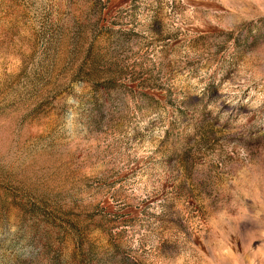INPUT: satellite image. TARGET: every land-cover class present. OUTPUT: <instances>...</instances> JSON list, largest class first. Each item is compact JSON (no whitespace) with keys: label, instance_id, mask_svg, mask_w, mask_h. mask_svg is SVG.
<instances>
[{"label":"rangeland","instance_id":"374dc122","mask_svg":"<svg viewBox=\"0 0 264 264\" xmlns=\"http://www.w3.org/2000/svg\"><path fill=\"white\" fill-rule=\"evenodd\" d=\"M0 264H264V0H0Z\"/></svg>","mask_w":264,"mask_h":264}]
</instances>
